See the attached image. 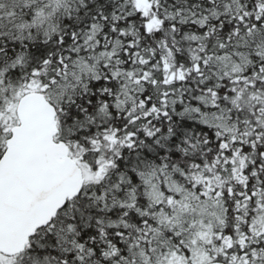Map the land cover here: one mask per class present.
I'll return each mask as SVG.
<instances>
[{"label":"snow or ice","instance_id":"1","mask_svg":"<svg viewBox=\"0 0 264 264\" xmlns=\"http://www.w3.org/2000/svg\"><path fill=\"white\" fill-rule=\"evenodd\" d=\"M0 264H264V0H0Z\"/></svg>","mask_w":264,"mask_h":264}]
</instances>
